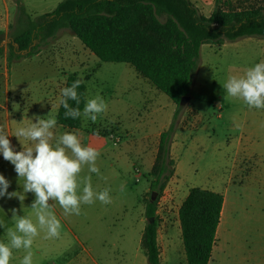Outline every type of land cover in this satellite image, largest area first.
<instances>
[{
  "label": "rangeland",
  "instance_id": "obj_1",
  "mask_svg": "<svg viewBox=\"0 0 264 264\" xmlns=\"http://www.w3.org/2000/svg\"><path fill=\"white\" fill-rule=\"evenodd\" d=\"M62 1L18 0L32 19L51 13ZM191 1L205 17L216 6V0ZM1 3L8 8L11 27L16 21V0ZM219 6L237 11L264 8V0H220ZM11 33L4 41L11 40ZM78 43L69 31H61L41 49L40 56L26 58L28 53L18 52L24 59L6 61L7 68L0 77L8 88L7 93L0 94V103L7 104L10 115H37L43 108V119H50L55 118L62 76L67 71L70 74L101 67L93 86L106 101L107 110L93 123L86 117V124L90 123L95 135L108 138V150L99 152L95 162L99 174L91 173L85 165L78 179L90 176L96 192L110 189L111 203L96 199L90 205L82 203L80 215H65L58 202L50 200L61 223L60 236L45 239L46 231L40 230L31 248L33 264H148L140 241L147 223L150 173L159 135L173 123V175L161 194L155 192L154 199L161 264H186L178 211L192 189L213 191L225 200L209 264H264V108H250L242 99L229 96L224 87L229 77L243 75L248 68L264 62V40L246 38L222 46L203 45L190 100L179 107L176 120L178 107L167 96L147 84H142L143 95L134 91L144 82L141 78L137 82L132 67L99 64ZM0 49V59L6 60L8 45ZM62 49L75 51L79 61L62 57ZM41 76L47 80L43 90L35 86ZM92 98L94 92L90 89ZM44 100L47 106H40ZM61 129L59 125L52 129L53 144ZM28 146L34 147V142L23 139L16 143L17 151ZM0 175L10 182L7 192L17 193L11 198L7 194L0 197V242L9 243L7 230L15 228L13 209L17 216L30 217L36 223L31 208L35 194L24 192L25 179L18 177L9 161H0ZM82 188L83 183L78 194ZM26 254L23 248L13 249L10 264H21Z\"/></svg>",
  "mask_w": 264,
  "mask_h": 264
},
{
  "label": "trees",
  "instance_id": "obj_2",
  "mask_svg": "<svg viewBox=\"0 0 264 264\" xmlns=\"http://www.w3.org/2000/svg\"><path fill=\"white\" fill-rule=\"evenodd\" d=\"M219 2L216 0L214 10L205 17L190 0H63L51 13L32 19L16 0L7 62L24 59L18 52L28 51L26 58L35 56L61 31H69L99 62L127 64L167 96L178 107L176 120L181 99L191 94L203 45L222 46L246 38L264 40V8L224 10ZM78 79L82 80L69 76L64 88ZM77 93L79 105L75 101L69 104L79 107L81 116L66 118L61 105L56 115L57 125L68 130H78L82 125L87 94L84 81ZM173 134L174 123L159 135L150 173L147 223L140 241L148 264H161L157 201H152L151 195L161 194L173 175ZM223 207L224 197L209 190L192 189L185 198L178 219L186 264L210 263Z\"/></svg>",
  "mask_w": 264,
  "mask_h": 264
},
{
  "label": "clouds",
  "instance_id": "obj_3",
  "mask_svg": "<svg viewBox=\"0 0 264 264\" xmlns=\"http://www.w3.org/2000/svg\"><path fill=\"white\" fill-rule=\"evenodd\" d=\"M82 82L78 79L61 90L59 104L65 109L66 118L76 119L81 116L79 107H72L69 101H75L79 105L77 89ZM224 87L229 96L242 99L250 108H264V62L248 68L243 75L229 77ZM106 110V101L97 94L87 101L83 115L95 122L98 115ZM35 119V123L30 121L28 126L16 128L15 137L34 142V147L28 146L22 151L14 149L8 136L0 128V154L4 160L14 165L18 177L25 179L24 192L35 194L31 208L36 217L34 223L30 217L17 216L16 210H12L15 228L7 230L9 243L0 242V264H10L13 249L21 248L27 253L21 264H33L31 248L40 230L46 231L45 239L59 238L61 223L52 211L50 200L57 201L65 215H80V205L93 204L96 199L104 204L111 203L110 189L96 192L92 187L90 176L85 177L83 181L78 179L85 165L89 166L91 173L99 174L95 162L100 153L93 147L83 146L80 134L76 132L62 134L53 144L52 129L57 126V120L40 117ZM81 183H83L82 193L78 194ZM9 186L10 182L0 175V197L6 194L9 198L17 196V193L7 192ZM19 199H24V196H20Z\"/></svg>",
  "mask_w": 264,
  "mask_h": 264
},
{
  "label": "crops",
  "instance_id": "obj_4",
  "mask_svg": "<svg viewBox=\"0 0 264 264\" xmlns=\"http://www.w3.org/2000/svg\"><path fill=\"white\" fill-rule=\"evenodd\" d=\"M191 1V0H190ZM192 3H194L193 1H191ZM3 8L0 9V48L3 46V45H9V44H12V41L10 39H8V41H4L5 39H7L8 37V34L10 32V21H9V14H8V8L7 6H5V3H1V5ZM72 35V34H71ZM72 38L79 44V46H81V49L84 53H89L91 56H94L89 50H87L81 43L80 41L75 38L73 35H72ZM11 41V42H10ZM61 44L65 45L66 44V41L65 40H62ZM63 50V49H62ZM41 54H43V52H41V50L38 52V54H36L35 56H40ZM62 57H70V58H76V60L79 61L78 59V56H77V53L75 54V51L73 52L72 50H63L62 51ZM95 60L96 57L94 56ZM7 61V57H6V60L3 58L0 59V77H2V74L4 76V71L5 69L7 68L6 66V62ZM97 62H99L97 60ZM5 64V66H4ZM99 64H102L101 62H99ZM87 68V67H86ZM101 67H99L98 69H91L88 67V69L84 72H81L79 70L75 71V72H72L69 74V71H67L66 75L65 76H62L64 77V80H63V85H62V89L64 88L65 86V83H66V80L69 76L71 75H76L77 77L81 78L84 83H85V86H86V89H87V94H86V103L88 100H90V89H92V92H94V97L97 95V90H96V87H94L93 85L97 84V74L98 72L100 71ZM72 71H74L72 69ZM135 79L138 81V79H142L144 83H139L138 85L135 86L134 88V91L136 93H141V95H143V91H142V87L143 85L145 86V84H147L148 86H150L151 89L154 90V88L149 84L147 83L148 81L145 80L144 78H142L141 76H139L137 74V72L135 71ZM47 82L46 80V76H41L40 77V81H37L35 83V86H37V88L43 90L44 89V86H45V83ZM143 84V85H142ZM8 91V88H7V85L5 84V82H0V94L2 92L4 93H7ZM43 92V91H41ZM144 96H145V93H144ZM61 98V95L59 97V100ZM59 100H58V104H57V108L55 110V119H56V115H57V112H58V109H59ZM44 102V105H40V106H47V101L44 100V101H41V104H43ZM0 128L3 129V132L4 134H6L8 136V139L10 140L11 144L13 145L14 149L17 151V147H16V143L19 142V141H23V138H19V137H15V131H16V128L17 127H20V126H25L23 125V123H26V122H32V121H36V117H40V118H43V108L41 109V111L37 114V115H29V114H22V113H18V114H13V115H10L9 112H8V107H7V104L6 105H2L0 103ZM46 108V107H45ZM44 108V109H45ZM3 110V111H1ZM33 112H31L32 114ZM32 116H34V118H32ZM89 122H92L89 118L87 119ZM87 121V122H88ZM15 122V123H13ZM93 123V122H92ZM88 124V125H87ZM86 124V117L83 115L82 113V125H81V128L78 129V130H68V129H65L63 127V129H61L62 131L60 132V135L61 136L62 134L66 133V132H76V133H79L80 134V139H81V143H83L85 145V147H93L95 148L98 152H103V153H106L107 150H108V138L106 137H103V136H99V135H95L93 132H92V127L90 126V123H87ZM59 139V138H58ZM113 146H118V144H113ZM144 148H142V151L141 153L144 154ZM4 160V158L0 159V161ZM224 205H225V200H224ZM223 212V211H222ZM218 231V234L220 233V230H217Z\"/></svg>",
  "mask_w": 264,
  "mask_h": 264
},
{
  "label": "water",
  "instance_id": "obj_5",
  "mask_svg": "<svg viewBox=\"0 0 264 264\" xmlns=\"http://www.w3.org/2000/svg\"><path fill=\"white\" fill-rule=\"evenodd\" d=\"M13 46H14V48L15 49H18V45L17 44H13ZM27 54L28 53V51H24V52H22V54ZM189 100H190V97L188 96V97H184V98H182L181 99V101H180V106H184V105H186L188 102H189ZM155 196H156V193L154 192V193H152V195H151V200L152 201H154V199H155ZM153 220H151V222H152Z\"/></svg>",
  "mask_w": 264,
  "mask_h": 264
},
{
  "label": "bare ground",
  "instance_id": "obj_6",
  "mask_svg": "<svg viewBox=\"0 0 264 264\" xmlns=\"http://www.w3.org/2000/svg\"><path fill=\"white\" fill-rule=\"evenodd\" d=\"M223 223V222H222Z\"/></svg>",
  "mask_w": 264,
  "mask_h": 264
}]
</instances>
